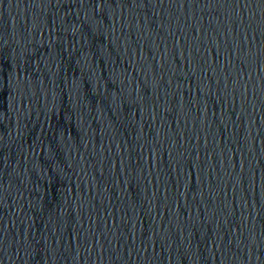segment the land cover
<instances>
[{"label": "water", "instance_id": "95a60500", "mask_svg": "<svg viewBox=\"0 0 264 264\" xmlns=\"http://www.w3.org/2000/svg\"><path fill=\"white\" fill-rule=\"evenodd\" d=\"M0 264H264V0H0Z\"/></svg>", "mask_w": 264, "mask_h": 264}]
</instances>
